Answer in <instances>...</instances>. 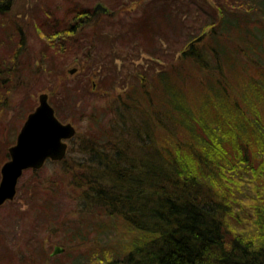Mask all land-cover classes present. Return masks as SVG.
Masks as SVG:
<instances>
[{
    "label": "trees",
    "instance_id": "16d2710c",
    "mask_svg": "<svg viewBox=\"0 0 264 264\" xmlns=\"http://www.w3.org/2000/svg\"><path fill=\"white\" fill-rule=\"evenodd\" d=\"M47 1L39 0V8L29 13L34 20L44 18L38 27L46 43L42 53L48 58L49 78L56 76L49 89L51 104L64 118L63 111L78 109L81 101L80 114L91 126L85 140L73 142L74 149L63 162L52 164L50 178L33 172L30 181L19 185L17 196L32 181L54 177L70 180L68 189L84 190L80 196L85 193L88 202L83 199L80 207L79 231L87 234L80 232L78 240L86 242L88 228L93 227L96 245L102 246L92 252L89 264H264V18L250 12L256 9L253 3L264 0L218 5L217 20L195 36L206 35L209 40L203 41L209 46L203 49L200 44L190 45L195 38L189 40L178 61L151 78L140 77L139 85L124 91L118 103H110L107 94L108 108L89 116L84 91L104 97L93 84L81 88L73 87L66 77L59 81L56 56L47 53L56 47L67 57L68 51L80 48L81 33L96 22V12L64 0L67 13L62 17ZM180 1L144 2L141 26L147 28L155 15L162 22L172 19V5L178 10ZM191 1L181 3L187 12ZM13 3L0 0L2 18L12 20ZM181 5L179 9H184ZM124 11L120 8L114 14ZM119 24L114 46V42L120 45L125 26L133 23ZM96 25L101 28L98 18ZM7 33L4 38L10 37ZM12 44L7 43L10 49ZM18 44L17 53L23 51L20 40ZM90 53L84 59L86 66L79 69L84 77L90 76L86 68L94 66ZM208 55L214 66L205 61ZM13 61L0 63V112L4 100L23 83L18 80L16 85L15 77L25 76L24 70L33 75L35 70L28 60L24 68ZM224 73L229 74L223 79L214 77ZM75 149L81 158H69ZM7 159L6 152L0 164ZM71 161L76 167L67 173ZM77 169H86L89 176L72 183ZM44 190L54 197L59 188ZM116 220L134 235L131 242L120 243L125 254L110 245L113 238L108 233L116 229Z\"/></svg>",
    "mask_w": 264,
    "mask_h": 264
},
{
    "label": "rangeland",
    "instance_id": "374dc122",
    "mask_svg": "<svg viewBox=\"0 0 264 264\" xmlns=\"http://www.w3.org/2000/svg\"><path fill=\"white\" fill-rule=\"evenodd\" d=\"M72 1L83 7L84 10H94L97 4H102L114 12L120 8L125 10L124 14H117V12L113 14V12L111 16H107L106 13H96L101 28L96 25L97 18L92 27L87 25L80 37L83 45L80 48L73 49L72 52L68 51L67 57L60 54L56 47L47 53V55L56 56L55 65L58 68L59 81L66 77L73 87L77 85L81 88H91V84H97L98 93L100 92L104 99L92 97L84 91L88 100L87 116L108 108L107 94H110L108 97L110 103H118L121 101L120 95L124 91L131 88L132 85H139L140 77L151 78L161 70L166 69L171 63L178 61L176 59L182 53L186 43L194 39L205 24L217 20L215 7L229 2L234 4L229 0H192L191 4L188 5L187 12L185 7L181 5L185 1L182 0L179 2V8L181 5L184 9L178 8L176 10V5H172V9L175 10L171 12L172 19L167 20L169 18H166L167 21L162 22L163 19L155 15L154 20H151L152 22L146 28L141 26L142 19L139 18L142 10L140 8L144 2L151 0ZM47 4L50 5V9H60L62 17L67 13L64 0H48ZM37 5H39V0H15L10 14L14 25L11 24L12 20L2 18L0 15V63L11 65L14 63L13 59H15V63L24 65L28 60L31 68L32 65L34 68L40 67L39 60L43 57L42 51L46 43L45 39L41 37L38 27L42 26L40 20L44 18L41 16V19L34 20L29 13ZM244 5L245 8H250L247 3H244ZM253 5L256 6V9L253 8L250 12L252 11L257 17L264 18V4L257 5L253 3ZM238 7L243 9L239 4L236 5L237 9H239ZM122 20L132 21L133 24L125 26L124 33L119 39L120 45L113 41L114 46L112 40L117 37V33L121 30L119 23ZM114 25H117L115 32L113 31ZM12 26L17 28V32L14 31ZM5 29H8L10 34ZM6 33L10 37L4 38ZM204 39L209 40L207 37ZM19 40L23 51L17 53L16 47L19 45ZM11 41H14V44H12L14 49H10L7 45ZM199 44V47L204 49L205 46H209V41H202ZM89 51H91L90 54L93 58L90 63L94 66L93 69L86 68V72L90 76L84 77V71L79 72V69L86 66L84 59ZM46 60L48 65L47 57ZM205 61L210 66L215 65L211 55H208ZM223 67L225 69L224 65ZM75 68L78 69V72L72 77L69 71ZM228 74H217L214 77L223 79ZM24 75L23 77H15L16 85L19 86L18 80H22L23 83L16 87L9 99H5L1 106L0 157H3V159L9 147L16 141L28 114L38 106L39 96L43 93H49L52 97L49 89L56 76L50 79V73L47 74L46 68L42 69V77H33L32 75L29 77L28 71ZM3 76L10 77L7 74H3ZM39 76H41V72ZM91 78L93 79L90 81ZM87 83L89 84L87 85ZM57 85L59 84L57 83ZM58 95L60 98V94ZM79 105L78 109L63 111L64 118L58 115L62 122L70 123L75 127L77 139L75 142L77 143L80 139L81 141L86 139V134L91 126L88 120L86 121L83 115L80 114L83 106L81 101ZM79 105L77 104V106ZM71 143L73 144V142ZM71 148L73 150L74 146H71ZM76 152L75 149L69 158H81V155L76 156L78 155ZM83 156L87 158L86 155L83 154ZM76 161L80 162L81 160ZM4 162L0 164V168ZM66 167L65 172L68 169L73 171L72 168L76 167V163L71 161L66 164ZM54 169V165H46L42 171L40 170V175L43 178H50ZM74 176L76 177L71 180L72 183L79 181L80 177H88L89 173L86 169L83 171L77 169ZM32 178L33 172L26 171L20 185ZM69 181L59 177L50 180L42 179L38 183L32 181L25 188V193L21 197L17 194L15 200L7 202L0 208V264H89L88 258H93L92 252L100 250L102 246L96 245L99 241L95 240L96 233L93 227L88 228L89 237L86 242L80 243L78 240L81 236L78 235L80 232H83V236L85 234V230L79 231L80 226L83 224L80 207H83V199L86 201L87 199L85 193L80 196V193L84 190L68 189L70 186ZM35 184H42V186L36 188ZM47 186L59 188L54 197L45 192L44 189ZM115 222H117V226L114 224L116 229L111 228L113 233H108V236L113 238V243L110 244L111 247L116 248L115 252L120 253L122 251L119 247L120 243L124 245L131 242L134 235L129 234L125 228L126 226L122 225L119 220ZM100 240L103 242L101 237ZM56 247L65 248V253L52 256Z\"/></svg>",
    "mask_w": 264,
    "mask_h": 264
},
{
    "label": "water",
    "instance_id": "95a60500",
    "mask_svg": "<svg viewBox=\"0 0 264 264\" xmlns=\"http://www.w3.org/2000/svg\"><path fill=\"white\" fill-rule=\"evenodd\" d=\"M94 10L96 13L108 11L100 4ZM205 37H198L190 45L201 43ZM76 72L75 68L69 74L73 76ZM38 101V107L28 115L15 145L9 148V161L1 168L0 208L15 199L19 180L25 171H40L48 161L61 162L67 155V141L76 136L75 127L62 123L56 116L50 104V94H41ZM64 252L62 247H56L52 256Z\"/></svg>",
    "mask_w": 264,
    "mask_h": 264
},
{
    "label": "flooded vegetation",
    "instance_id": "af4514ba",
    "mask_svg": "<svg viewBox=\"0 0 264 264\" xmlns=\"http://www.w3.org/2000/svg\"><path fill=\"white\" fill-rule=\"evenodd\" d=\"M39 63H40V67L35 68V70L33 72V77H35V76L36 77H42V69H45L46 68V70H47V61H46V58L42 57V59L39 60ZM23 68H24V66H23ZM26 71L27 70L22 71V74H25ZM40 72H41V76H39L40 75Z\"/></svg>",
    "mask_w": 264,
    "mask_h": 264
}]
</instances>
